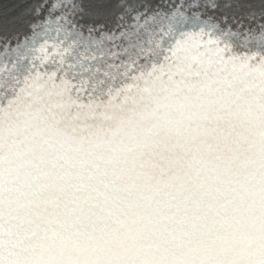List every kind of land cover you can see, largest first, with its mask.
<instances>
[{"label":"snow or ice","instance_id":"snow-or-ice-1","mask_svg":"<svg viewBox=\"0 0 264 264\" xmlns=\"http://www.w3.org/2000/svg\"><path fill=\"white\" fill-rule=\"evenodd\" d=\"M0 264H264V0H0Z\"/></svg>","mask_w":264,"mask_h":264}]
</instances>
